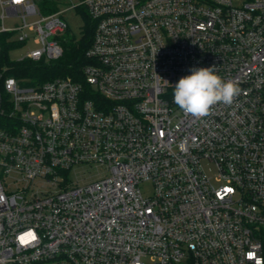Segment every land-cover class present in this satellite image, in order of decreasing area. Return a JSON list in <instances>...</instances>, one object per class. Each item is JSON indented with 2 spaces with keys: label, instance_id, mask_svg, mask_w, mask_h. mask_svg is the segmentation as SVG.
I'll use <instances>...</instances> for the list:
<instances>
[{
  "label": "built area",
  "instance_id": "1",
  "mask_svg": "<svg viewBox=\"0 0 264 264\" xmlns=\"http://www.w3.org/2000/svg\"><path fill=\"white\" fill-rule=\"evenodd\" d=\"M78 7L95 21L83 80L4 82L0 264H264V0ZM0 11V33L15 32L22 45L36 35L41 48L23 59L63 55V11L43 15L34 0H0ZM7 15L23 24L6 29ZM31 16L39 19L29 24ZM213 65L239 97L204 118L183 113L174 86ZM84 165L105 174L71 183ZM12 176L27 185L10 191Z\"/></svg>",
  "mask_w": 264,
  "mask_h": 264
},
{
  "label": "trees",
  "instance_id": "2",
  "mask_svg": "<svg viewBox=\"0 0 264 264\" xmlns=\"http://www.w3.org/2000/svg\"><path fill=\"white\" fill-rule=\"evenodd\" d=\"M43 15L55 13L59 10L56 2L43 0L38 4ZM81 12L84 27L80 36H76L69 26L64 34L59 37L63 48V55L55 61L22 59L14 61L10 58V51L18 48L22 43L12 41L10 38L15 32L0 33V42L3 45V53L0 59V124L9 120L11 111L10 95L5 90L4 82L8 77H14L24 85H38L59 77H72L76 81H82L83 67L88 64L85 52L91 46L95 31V21L91 18L85 7H78ZM264 250V230L259 234Z\"/></svg>",
  "mask_w": 264,
  "mask_h": 264
},
{
  "label": "rangeland",
  "instance_id": "3",
  "mask_svg": "<svg viewBox=\"0 0 264 264\" xmlns=\"http://www.w3.org/2000/svg\"><path fill=\"white\" fill-rule=\"evenodd\" d=\"M38 5L43 0H34ZM57 3L59 10L63 11L64 18L66 19L68 25L71 28V31L76 35L80 36L81 31L84 27V20L82 17L81 12H79L76 8L80 4V0H52ZM1 14V11H0ZM39 19V16H31L28 17L27 22L29 24L35 23ZM22 19L19 16H6L3 21V26L6 29H14L18 25H22ZM29 40L26 44L21 45L18 48H14L10 51L9 55L10 58L14 61L22 60L27 52L40 49L41 46L36 44V35L33 32H28ZM18 36L14 35L12 41H17ZM205 170L208 172L210 176L213 178L215 177V168L211 164H207L206 162L203 163ZM105 174V169L101 166H80L69 173L68 180L75 184L78 182L79 185L84 183H89L96 181L99 177ZM9 190L12 192L18 191L22 187L27 185L26 182L22 181L18 176H12L11 178H5ZM15 180H18L15 182ZM50 187V188H49ZM144 193H149L151 191V185L149 183L142 186ZM51 190L52 192L57 191V188L54 186L42 185L40 191H48ZM39 264H61L57 260H51L47 263H39Z\"/></svg>",
  "mask_w": 264,
  "mask_h": 264
},
{
  "label": "clouds",
  "instance_id": "4",
  "mask_svg": "<svg viewBox=\"0 0 264 264\" xmlns=\"http://www.w3.org/2000/svg\"><path fill=\"white\" fill-rule=\"evenodd\" d=\"M190 72V75L181 77L173 88V102L185 114L195 118L207 117L214 105L231 106L241 93L233 80H225L217 74L215 65L193 67Z\"/></svg>",
  "mask_w": 264,
  "mask_h": 264
},
{
  "label": "crops",
  "instance_id": "5",
  "mask_svg": "<svg viewBox=\"0 0 264 264\" xmlns=\"http://www.w3.org/2000/svg\"><path fill=\"white\" fill-rule=\"evenodd\" d=\"M9 16H14V15H9ZM16 35L15 33L13 34V36ZM13 36L10 38L12 40Z\"/></svg>",
  "mask_w": 264,
  "mask_h": 264
},
{
  "label": "snow or ice",
  "instance_id": "6",
  "mask_svg": "<svg viewBox=\"0 0 264 264\" xmlns=\"http://www.w3.org/2000/svg\"><path fill=\"white\" fill-rule=\"evenodd\" d=\"M29 235H31V234H29ZM23 239V238H22ZM25 242H27V241H25Z\"/></svg>",
  "mask_w": 264,
  "mask_h": 264
}]
</instances>
